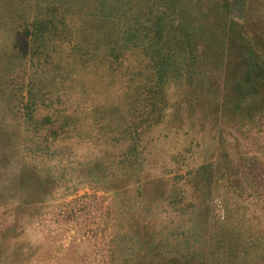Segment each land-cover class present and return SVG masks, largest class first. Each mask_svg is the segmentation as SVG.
I'll return each mask as SVG.
<instances>
[{"label": "rangeland", "instance_id": "1", "mask_svg": "<svg viewBox=\"0 0 264 264\" xmlns=\"http://www.w3.org/2000/svg\"><path fill=\"white\" fill-rule=\"evenodd\" d=\"M0 264H264V0H0Z\"/></svg>", "mask_w": 264, "mask_h": 264}]
</instances>
